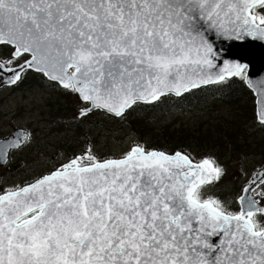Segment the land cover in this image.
Masks as SVG:
<instances>
[{"label":"snow or ice","instance_id":"6c2138e0","mask_svg":"<svg viewBox=\"0 0 264 264\" xmlns=\"http://www.w3.org/2000/svg\"><path fill=\"white\" fill-rule=\"evenodd\" d=\"M248 37L264 41V0H0V86L38 74L75 97V121L125 119L241 76L214 41ZM224 174L211 157L85 146L0 188V264H264V166L235 209L208 194Z\"/></svg>","mask_w":264,"mask_h":264},{"label":"rangeland","instance_id":"374dc122","mask_svg":"<svg viewBox=\"0 0 264 264\" xmlns=\"http://www.w3.org/2000/svg\"><path fill=\"white\" fill-rule=\"evenodd\" d=\"M48 83L40 75L30 73L19 86H0V138L11 135L14 129L19 128L28 134L26 143L9 153L8 162L0 165V188L31 181L52 169V166L65 162L74 154L82 153L85 146H90L99 157L120 158L134 143L142 145V141L150 139L145 134H136L137 131L130 128L128 121L101 113L84 121H75L73 113L78 110L75 97ZM204 104L206 109L213 108V104ZM215 107L214 113L208 115L205 114V109L201 111L202 107L186 110L167 106L151 116L154 122L149 127L154 134L167 124L168 128L178 129L183 136L211 132L213 139L204 148L220 156L218 158L224 165L225 174L215 186H208V194L219 197L235 209L234 199L247 179L244 173L251 175L254 168L264 166V130H252L254 136L248 132L247 141H250L251 147L246 149L242 158L237 159L239 151L233 153L229 150L224 140L217 137L219 132L214 131L213 125L222 121L224 124L229 122L238 107L230 108L223 104ZM186 137L180 138V142H186ZM215 140L219 144L225 143L218 153L213 148ZM192 146L195 148L192 151L188 149L190 156L198 162L200 159H196V156H201L197 152L196 144ZM226 152L227 158L222 159Z\"/></svg>","mask_w":264,"mask_h":264},{"label":"trees","instance_id":"16d2710c","mask_svg":"<svg viewBox=\"0 0 264 264\" xmlns=\"http://www.w3.org/2000/svg\"><path fill=\"white\" fill-rule=\"evenodd\" d=\"M167 97L170 98L166 99ZM167 97H163L161 98V101L151 105H139L136 107L135 111H132L124 119L125 121H128L130 128H133L134 132L137 131L136 134H145L150 137V139H145L141 142L146 150L161 149L170 153L182 151L191 155L190 150L192 151L193 148H195L192 145L196 144L197 152L201 156H196V159L201 160L204 157H211L224 168V165L218 158L220 156L215 154L212 150H206L204 148V145L210 144L213 139L211 132H206L201 135H195L194 133L190 136L185 134V136H183L178 129L172 127L168 128V124L167 126L162 127L159 132L156 131L158 134L152 132L149 127V124L154 122L153 119H151V116L155 115L159 110H164L167 106L169 108L175 106L186 110L202 107L201 111L205 109V114L208 115L214 113L217 104H223L230 108L238 107L235 115L231 116L233 119H230L229 122L227 121L224 124L222 121L221 123H214L213 125L214 131L219 132L217 137L224 140L228 149L232 150L233 153L239 151V154L236 155L237 159L242 158L246 154L244 153L246 149L251 147L250 141H247L249 138L248 132L254 136L255 133L252 130L255 132L264 130V124H259L257 122V117H255L254 95L245 85L242 77L226 79L224 82L213 83V85L201 86V88L192 89L190 92H187L178 98L171 95ZM204 102H208L209 106L210 104H213V108L210 107L209 109H206L207 107ZM228 124L230 125L231 130L230 127H228ZM223 130H226V132ZM183 137L187 138L184 143H188V145L180 142V138ZM191 138H193L192 142L190 141ZM197 140H199V142ZM262 141H259V143H262ZM214 142L215 144H213V148L214 150H218V153L221 151L220 147L225 143L219 144L216 140ZM156 143L157 145L155 146ZM227 152L224 153L222 159L227 158Z\"/></svg>","mask_w":264,"mask_h":264},{"label":"water","instance_id":"95a60500","mask_svg":"<svg viewBox=\"0 0 264 264\" xmlns=\"http://www.w3.org/2000/svg\"><path fill=\"white\" fill-rule=\"evenodd\" d=\"M214 48L217 50L220 60L229 63H239L244 66L241 75H243V82H245L246 86L255 96V114L260 122L261 115L264 114V41L253 40L250 37L237 41H225L221 38L214 41ZM217 64L219 66V60ZM215 71L216 69H213V72ZM236 77L238 76L228 79ZM207 85H213V83L202 86ZM172 96L177 97L175 95ZM25 139L26 135L23 134L22 130H16L9 138L0 140V154L7 153L6 157H4L7 161L9 151L15 148L12 146L13 143L19 141L22 144ZM156 151L162 150L157 149ZM180 152L183 153L182 151ZM174 153L168 152L166 154ZM0 164L3 165L5 163Z\"/></svg>","mask_w":264,"mask_h":264},{"label":"flooded vegetation","instance_id":"af4514ba","mask_svg":"<svg viewBox=\"0 0 264 264\" xmlns=\"http://www.w3.org/2000/svg\"><path fill=\"white\" fill-rule=\"evenodd\" d=\"M42 80L44 81V82H46V83H48L47 82V80H45V79H43L42 78ZM48 84H50V83H48ZM10 87H13V86H10ZM16 130H22V132H23V134H25L26 135V137L28 136V134L23 130V129H14V131H16ZM14 131H13V133H14ZM12 133V134H13ZM11 134V135H12ZM11 135H8V136H6V137H3V138H0V140H2V139H6V138H9ZM26 140V139H25ZM26 142L24 141L21 145H24ZM18 148H13V149H11L10 151H9V153H11L12 151H14V150H17ZM9 153H8V158H7V161H6V163L8 162V159H9ZM5 163V164H6ZM1 165V164H0ZM4 165V164H3ZM54 166H52V168H53ZM46 172V171H45Z\"/></svg>","mask_w":264,"mask_h":264},{"label":"bare ground","instance_id":"6f19581e","mask_svg":"<svg viewBox=\"0 0 264 264\" xmlns=\"http://www.w3.org/2000/svg\"><path fill=\"white\" fill-rule=\"evenodd\" d=\"M15 132V131H14Z\"/></svg>","mask_w":264,"mask_h":264}]
</instances>
